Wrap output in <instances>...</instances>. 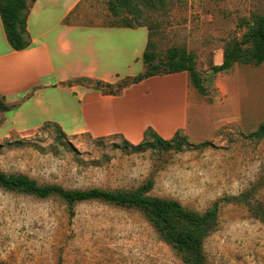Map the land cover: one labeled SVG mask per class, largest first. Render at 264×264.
<instances>
[{
	"label": "rangeland",
	"instance_id": "rangeland-1",
	"mask_svg": "<svg viewBox=\"0 0 264 264\" xmlns=\"http://www.w3.org/2000/svg\"><path fill=\"white\" fill-rule=\"evenodd\" d=\"M136 1V11L124 9L115 16L107 13L109 1L103 0L98 15L109 22L131 20L147 26L159 61L174 46L195 52L197 69L206 79L213 78L210 94H200L187 72L152 84V92L162 91L168 82L178 85L188 114L181 132L190 144H210L204 149L130 153L121 133L100 138L90 132L70 134L60 126L62 137L57 122L50 121L3 140L0 170L70 189L135 188L153 177L151 194L201 212L216 200L246 192L254 205H264V138L249 136L264 123V62L236 63L211 77V66L222 62L228 40L245 31L241 20L254 12L264 14V0ZM135 31L144 40V30ZM130 63L131 69L115 83L146 69L142 51ZM81 77L61 84L94 89L96 79L82 84L77 82ZM138 90L136 98L149 92ZM44 102L43 107L48 99ZM32 103L25 104L29 128L46 115L62 120L66 128L75 117L81 121V103L73 95L52 89L50 115ZM74 209L71 215L68 204L55 195L41 198L0 186V264H186L139 209L100 200L78 202ZM216 228L204 243L208 264H264V222L249 205L221 201Z\"/></svg>",
	"mask_w": 264,
	"mask_h": 264
},
{
	"label": "crops",
	"instance_id": "crops-1",
	"mask_svg": "<svg viewBox=\"0 0 264 264\" xmlns=\"http://www.w3.org/2000/svg\"><path fill=\"white\" fill-rule=\"evenodd\" d=\"M102 3L103 0L29 2L27 27L31 45L22 50L11 46L0 13V96L8 104L19 105L15 110L0 112V143L15 132L36 129L50 121L59 123L70 134L121 133L132 143L140 142L149 126L170 138L187 125V107L178 85L168 82L162 91L152 92V84L174 74L147 78L118 95L61 84L79 76L115 82L131 69V60L141 51L144 54L149 41L147 26L122 27L109 22L108 17L98 15ZM108 3L106 11L111 14ZM136 29L144 30V40H138ZM140 88L149 92L141 98L134 97ZM52 89L80 101L81 121L75 117L71 127L66 128L62 120L46 115L29 128L25 104L33 102L36 110L50 115ZM45 98L48 102L43 107Z\"/></svg>",
	"mask_w": 264,
	"mask_h": 264
},
{
	"label": "trees",
	"instance_id": "trees-1",
	"mask_svg": "<svg viewBox=\"0 0 264 264\" xmlns=\"http://www.w3.org/2000/svg\"><path fill=\"white\" fill-rule=\"evenodd\" d=\"M35 0H0V13L7 38L16 50L30 47L31 37L27 27L29 2ZM134 0H110L109 10L112 15H118L124 9L136 11L138 8ZM122 27H137L143 24H134L131 20L114 22ZM245 31L240 37L228 40L223 53V60L219 64H212L211 77L215 74L231 69L234 64L259 65L264 62V14L254 12L249 18L245 17L240 22ZM145 26V25H143ZM153 43L148 41L143 54L145 71L138 75L128 76L122 81L108 82L96 79L93 88L104 94H121L127 87L137 84L147 78L187 72L191 85L203 95L213 91V78L206 79L195 65L197 56L185 46H174L168 49L166 60L159 61L158 54L152 50ZM94 79L81 77L77 82L86 84ZM18 104H8L4 96H0V112L17 109ZM60 136L65 132L58 123H55ZM257 139L264 138V123L249 133ZM100 138H103L101 136ZM124 149L130 153H141L149 149L164 151L185 149H204L209 141L190 144L187 136L178 129L171 138L163 137L155 128L149 126L144 133V138L137 143H132L127 138L123 142ZM155 185L153 177L135 188L105 189L91 187L86 189H70L59 184H39L34 178L23 173H8L0 170V186L10 191H18L41 198L58 196L64 200L70 209L71 215L75 214V204L87 200H100L115 205L136 208L141 210L155 226L159 234L182 256L186 264H208L204 243L219 225L221 201L226 203H243L250 206L254 214L264 222V205H254L250 193L232 195L216 200L207 210L201 212L188 208L179 200L151 194Z\"/></svg>",
	"mask_w": 264,
	"mask_h": 264
}]
</instances>
